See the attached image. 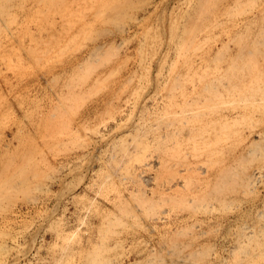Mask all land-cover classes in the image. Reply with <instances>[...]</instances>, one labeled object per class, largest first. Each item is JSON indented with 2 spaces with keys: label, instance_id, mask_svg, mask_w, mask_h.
<instances>
[{
  "label": "rangeland",
  "instance_id": "374dc122",
  "mask_svg": "<svg viewBox=\"0 0 264 264\" xmlns=\"http://www.w3.org/2000/svg\"><path fill=\"white\" fill-rule=\"evenodd\" d=\"M261 100L264 0H0V264H264Z\"/></svg>",
  "mask_w": 264,
  "mask_h": 264
},
{
  "label": "bare ground",
  "instance_id": "6f19581e",
  "mask_svg": "<svg viewBox=\"0 0 264 264\" xmlns=\"http://www.w3.org/2000/svg\"><path fill=\"white\" fill-rule=\"evenodd\" d=\"M261 98H262V97H261ZM205 99H206V98H205ZM245 99H246V98H245ZM250 99H251V98H250ZM252 100H253V99H252ZM245 101H247V100H245ZM248 101H249V99H248ZM259 101H260V100H259ZM261 101H262V100H261ZM250 102H252V101H250ZM254 102H255V101H254ZM262 102H263V101H262ZM246 103H247V102H246ZM259 103H260V102H259ZM263 103H264V102H263ZM259 105H260V104H259ZM202 106H203V105H202ZM210 106H211V105H210ZM253 106H254V105H253ZM253 106H252V107H253ZM245 107H246V106H245ZM247 107H248V106H247ZM203 108H204V107H203ZM205 108H206V105H205ZM197 109H198V108H197ZM201 109H202V108H201ZM242 109H243V108H242ZM204 110H205V109H204ZM240 110H241V109H240ZM240 110H239V112L242 111V110H241V111H240ZM243 110H244V109H243ZM245 110H246V109H245ZM244 114H245V112H244ZM251 132H253V131H251ZM251 132H250V133H251ZM255 133H256V132H255ZM255 133H253V134H255ZM256 134H257V133H256ZM258 134H259V133H258ZM259 136H260V134H259ZM248 137H249V136H248ZM253 139H254V138H253ZM253 139H251V140H253ZM255 141H256V140H255ZM252 143H253V142H252ZM254 143H255V142H254ZM250 174H252V173H250ZM251 176H253V174H252ZM251 176H250V177H251ZM179 181H181V180H179ZM175 183H176V180H175ZM179 184H180V183H179ZM182 185H183V184H182ZM172 188H173V187H172ZM161 218H162V217H161Z\"/></svg>",
  "mask_w": 264,
  "mask_h": 264
}]
</instances>
